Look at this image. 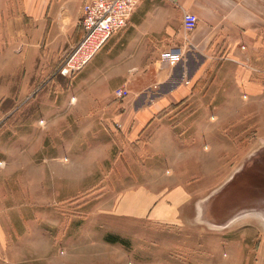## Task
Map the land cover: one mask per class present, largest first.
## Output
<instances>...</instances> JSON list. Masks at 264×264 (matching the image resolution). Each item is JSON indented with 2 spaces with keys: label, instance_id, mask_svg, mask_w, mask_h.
Returning a JSON list of instances; mask_svg holds the SVG:
<instances>
[{
  "label": "rangeland",
  "instance_id": "rangeland-1",
  "mask_svg": "<svg viewBox=\"0 0 264 264\" xmlns=\"http://www.w3.org/2000/svg\"><path fill=\"white\" fill-rule=\"evenodd\" d=\"M3 12L0 11L2 184L12 203L16 201L23 210L38 211L41 222H47L48 214L51 226L52 216L55 218L56 264H200L203 257L214 262L226 259L233 240L237 239L238 243L241 237L243 241L252 238L250 230H244L241 224L255 220V215H260L257 211L264 210V204H242L240 208L238 200L244 193H255L256 188L223 186L227 175L222 169L224 156L218 153L214 182L211 172L208 175L209 152L213 148L205 133L200 140L194 139L202 134L197 128L201 125L198 118L206 109L202 101L214 98L213 95L222 98L224 60H213L195 83L188 103L182 105L177 115H171L179 118L173 125L181 150L193 149L174 154L172 164L164 161L171 156H160L163 149L159 139L152 138L162 125L158 120L166 112H160L155 124L139 139L128 141L122 127L114 122L124 100L111 95L106 101L112 104L103 103L104 88L95 76L80 84L83 69L70 77L60 73L65 56L81 40V35L66 45L56 39L48 47L46 35L43 36L37 73L23 75L16 69L15 56L21 57L20 51L26 46L31 49L32 30L40 26L29 15L30 11L13 10L6 12L8 18L15 22L18 16L22 22L7 28ZM74 22L81 26L80 18L71 13L66 24L70 26ZM47 29L48 26L45 33ZM16 35L24 36L15 38ZM8 38L10 42L6 41ZM51 49L58 50L46 59L45 52ZM99 58L100 55L95 57L91 64ZM178 69L179 66L175 70ZM183 125L186 127L181 129ZM218 125L222 133L217 134L216 141L222 145L223 128L222 124ZM176 157L185 160L179 168ZM7 162L16 166L9 170ZM32 169L35 171L31 172ZM8 170L17 175L15 184L8 179ZM37 173L39 180L31 181ZM165 175L177 182L188 181L170 200L168 211H180L179 206L189 199L185 210L200 217L186 220L182 228L109 215L121 195L134 188L131 183L148 182L152 185L150 189L168 192L176 184L170 178L166 181ZM20 176L24 179L22 184ZM227 188L231 190L229 196ZM203 212L207 219L202 218ZM229 215L233 218H228ZM202 233H215L216 240L209 246L203 242Z\"/></svg>",
  "mask_w": 264,
  "mask_h": 264
},
{
  "label": "crops",
  "instance_id": "crops-1",
  "mask_svg": "<svg viewBox=\"0 0 264 264\" xmlns=\"http://www.w3.org/2000/svg\"><path fill=\"white\" fill-rule=\"evenodd\" d=\"M85 1L0 0L5 27L22 22L18 16L15 22L8 18L6 12L13 10L30 11L29 15L40 26L32 30L31 49L26 46L20 51L21 57L15 56L16 69L21 74L33 76L37 73L43 36L46 35L48 47L56 39L66 45L83 35L79 21L69 26L66 18L71 13L81 18ZM185 12H192L199 18L193 31H187L183 26ZM23 36L16 35L15 38ZM6 41L10 42V38ZM56 51L45 52L46 59L52 58ZM99 55L97 63L92 65L93 59ZM217 59L224 60L222 98L213 95L214 98L202 101V107L206 109L198 118L201 125L197 127L202 134L194 139L200 140L205 133L213 148L209 152L208 175L211 172L214 182L218 153L224 156L222 169L227 175L223 186L256 188L255 193L241 196L238 200L240 208L242 204H264V0H138L127 25L115 32L80 72V84L84 85L90 76H95L104 88L103 103L115 95L116 89L129 90L130 94L122 98L121 113L114 117L128 141L139 139L155 124L157 115L166 112L158 120L162 125L152 138L159 139L162 158L171 156L164 161L173 164L174 154H185L193 149L181 150L173 125L179 122V118L171 115H177L182 105L188 103L195 83ZM178 66L179 69L175 70ZM113 82L116 83L111 85ZM218 124L223 128L222 145L216 141L217 134L222 133L217 129ZM185 127L183 125L181 129ZM196 151L201 152L200 149ZM175 162L179 168L185 160L176 157ZM15 166L11 162L6 164L9 170ZM9 170L8 179L15 184L17 175L10 174ZM38 174L36 177L32 175L31 181H38ZM180 176L183 178L184 174ZM20 177L22 184L24 179ZM169 178L175 180L165 175L166 181L169 182ZM3 179L0 170V264H56L55 218L52 216L50 226L48 214L47 222H41L38 211L23 210L16 201L12 203L3 187ZM174 184L168 192L160 189L159 193L150 189L151 183H131L129 185L134 188L121 195L109 215L183 228L186 220L200 215H190L185 210L189 199L179 206L180 211H168L170 200L177 196L181 186H187L188 181L175 180ZM230 193L227 188V196ZM7 203L9 205H5ZM258 212L260 215H255V220L248 219L241 224L244 230H250L252 238L243 241L240 235V242L237 243V239L232 241L226 259L214 262L203 257L200 264H264V210ZM205 215L203 212L202 218L207 219ZM202 234L205 235L203 242L209 246L216 240L215 233Z\"/></svg>",
  "mask_w": 264,
  "mask_h": 264
},
{
  "label": "built area",
  "instance_id": "built-area-1",
  "mask_svg": "<svg viewBox=\"0 0 264 264\" xmlns=\"http://www.w3.org/2000/svg\"><path fill=\"white\" fill-rule=\"evenodd\" d=\"M138 0H87L81 9L80 23L83 29L81 40L65 56L59 71L70 77L81 71L118 30L124 28L137 6ZM198 16L192 12L183 14V26L193 31ZM130 94L126 88L115 90L116 98Z\"/></svg>",
  "mask_w": 264,
  "mask_h": 264
}]
</instances>
